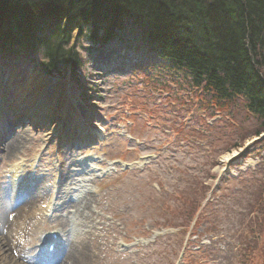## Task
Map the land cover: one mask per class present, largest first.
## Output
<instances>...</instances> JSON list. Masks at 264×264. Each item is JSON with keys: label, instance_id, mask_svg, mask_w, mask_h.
I'll return each mask as SVG.
<instances>
[{"label": "rangeland", "instance_id": "obj_1", "mask_svg": "<svg viewBox=\"0 0 264 264\" xmlns=\"http://www.w3.org/2000/svg\"><path fill=\"white\" fill-rule=\"evenodd\" d=\"M128 40L133 45L113 39L94 47L76 77L53 79L66 83L71 107L65 113L72 107L87 113L78 124L82 134L92 135L87 143L79 148L73 135L66 139L65 129L46 140L45 114L34 123L27 115L14 126L16 131L30 127L22 147L28 153L18 155L23 163L16 183L24 175L52 172L57 151L50 141L61 144V170L76 169L70 167V154L96 159L100 176L90 186L96 192L92 205L101 245L92 264H264V138L254 135L258 122L240 98L214 99L183 72L161 67L132 36ZM112 41L113 47L104 49ZM13 73L21 74L19 86L43 74L33 61L0 58L2 90ZM17 86L5 90L11 100ZM55 115L60 109L50 114ZM65 121L68 125L69 118ZM19 159L0 161V183L12 188L10 167ZM20 193L28 191L23 187ZM49 194L37 193L42 209L34 211L35 226L23 234V248L58 222L45 215V204L59 205Z\"/></svg>", "mask_w": 264, "mask_h": 264}, {"label": "trees", "instance_id": "obj_2", "mask_svg": "<svg viewBox=\"0 0 264 264\" xmlns=\"http://www.w3.org/2000/svg\"><path fill=\"white\" fill-rule=\"evenodd\" d=\"M128 36L214 99L240 98L264 133V0H0V58L51 77H76L94 47Z\"/></svg>", "mask_w": 264, "mask_h": 264}, {"label": "bare ground", "instance_id": "obj_3", "mask_svg": "<svg viewBox=\"0 0 264 264\" xmlns=\"http://www.w3.org/2000/svg\"><path fill=\"white\" fill-rule=\"evenodd\" d=\"M113 45V41L109 42L104 46V49L111 48ZM89 65L92 66L93 63H89ZM16 67L17 64L13 69ZM20 75L13 73L11 81L6 83V91L12 87L14 89L21 83L19 81L22 78L18 77ZM17 77L18 80H16ZM47 81H51L52 85H48ZM50 87L53 89L51 90ZM17 88L18 90L14 91V98L11 100L5 90L0 87V114L4 107L8 112L6 121L3 120L5 117H0L4 123L0 125V161L5 159L6 162H13L14 159H19L18 155L28 153L25 152L27 148L22 147H25L28 142L29 135L25 130L27 131L30 127L25 128V125H21L17 131L13 130L14 126L27 118L25 117L27 115L30 120H35L41 113L45 114L47 117L45 118L48 120V122H44L43 126L46 140L59 136L57 133L64 129L67 130L65 127L69 125H72L68 129L71 137L74 136L72 141H79V148L86 139L88 140L89 136H92L89 134L87 137L82 134L81 137V132L77 130L79 119L87 117V113L77 112L76 107H72L70 114L65 113V107H71L66 97L65 82L49 79L43 74L37 73L26 84L18 85ZM56 108L60 109L61 115L50 116L51 113H56ZM64 114H67L69 118L68 125V121H65L68 118L64 117ZM59 116L64 117L65 120ZM67 133L69 132L67 131ZM68 137L70 135L66 136V139ZM79 137H81L80 140H76ZM68 141H71V138H68ZM50 143L57 151V155L54 157L53 170L49 175L44 177L33 174L24 175L16 183L18 170L23 163V160L19 159L10 167L9 182L12 184V188L4 182L0 183V262L2 264H43L42 259L46 260L45 264H92L97 257V254L96 257H93L92 253L100 247L101 236L96 228L94 206L92 205L95 203L93 198L96 192L90 186L92 179L95 176H100L98 169L93 165L96 159L91 156L75 159L70 154V167L74 166L76 169L64 168L61 170V162L65 161L59 151L61 144L57 145L55 140ZM72 143L70 142L69 146H73ZM43 163H47L44 158L42 159ZM109 164L114 163L110 162ZM118 164L124 166L122 163ZM1 175L0 173V178ZM23 187L28 191L26 195L20 193ZM43 191L44 193L49 192L50 197L54 196V199L59 202V205L53 204L51 201L45 204V211L48 213L45 215L50 218L51 222L56 220L58 222L54 223L55 227L49 229L48 233L37 236L35 244L31 243L32 246L23 248L22 243L27 240L23 234L27 236L32 233L35 226L34 217L37 214L34 211L42 209V205L39 204L42 197L37 193ZM63 197L66 198L63 199ZM18 228L25 231L15 232ZM12 233H14L13 236Z\"/></svg>", "mask_w": 264, "mask_h": 264}]
</instances>
